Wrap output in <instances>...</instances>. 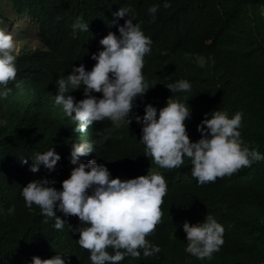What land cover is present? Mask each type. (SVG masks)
<instances>
[{
    "label": "trees",
    "instance_id": "obj_1",
    "mask_svg": "<svg viewBox=\"0 0 264 264\" xmlns=\"http://www.w3.org/2000/svg\"><path fill=\"white\" fill-rule=\"evenodd\" d=\"M4 1L16 16L37 26L41 45L15 53L12 91L0 97V264H28L33 255L49 258L56 252L70 256L69 264L93 263L71 226L80 223L77 215L57 210L66 220L57 229L55 217L43 214L38 204L29 208L22 195L23 186L37 178H54L61 188L76 166L70 161L72 143L84 140L94 142V151L80 159L95 158L113 177H136L151 167L169 181L161 221L146 236L161 251L144 256L141 249V256H125L116 264H264V159L200 184L189 157L166 168L144 153L142 122L115 126L104 119L76 132V121L55 103L56 80L72 65L83 63L90 70L97 62L92 53L105 47L100 40L110 31L119 35V24L128 18L113 12L130 6L134 22H141L152 38L143 66L150 88L139 96L144 105L159 109L170 96L188 103L191 114L185 123L193 141L203 135L198 125L205 113L220 108L231 117L240 110L243 142L264 153V0H171L170 7L163 0H0V21L9 20ZM154 3L160 5L155 20L148 11ZM77 18L89 29L74 28ZM116 19L119 24H111ZM179 79L189 80L191 90L173 93L166 86ZM106 128L112 135L101 143ZM53 146L61 154L55 170L41 165L32 171L34 153ZM11 206L13 213L7 212ZM208 212L224 226V243L211 258L200 259L186 251L183 222H202Z\"/></svg>",
    "mask_w": 264,
    "mask_h": 264
},
{
    "label": "clouds",
    "instance_id": "obj_2",
    "mask_svg": "<svg viewBox=\"0 0 264 264\" xmlns=\"http://www.w3.org/2000/svg\"><path fill=\"white\" fill-rule=\"evenodd\" d=\"M163 3L164 7L171 6V0ZM159 7V3H154L148 9L153 20ZM126 14L128 18L123 24L118 19L112 20L111 24H119V35L110 31L100 40L105 47L92 53L97 62L90 70L83 63L72 65L69 74L56 80L55 103L62 105L65 113L76 121L73 131H86L95 121L104 119L115 126L129 125L135 119L142 122L140 140L146 145L144 153L166 168L178 167L184 163L185 156L189 157L192 175L200 184L231 175L242 166L264 159V153L258 148H250L243 142L240 110L231 117L220 108L205 113L198 125L203 135L193 141L185 123L191 114L188 103L170 96L167 104L159 109L152 103L144 105L139 96L143 97L150 88L143 66L145 54L151 51L152 38L145 34L141 22H134L135 12L130 6L113 12L117 18ZM73 27L87 30L89 23L77 18ZM15 53L13 35L0 28V97H7L12 91L8 85L17 76ZM166 86L174 93L190 91L192 84L187 79H179ZM111 135V128L104 129L100 132V142ZM93 151V141L73 142L70 161L76 166L71 169V175L63 179L59 189L54 178L29 181L22 188L26 205L31 208L34 203L38 204L43 214L55 217L57 229H62L66 222L57 215V210L65 216L77 215L80 223L71 226L80 233L78 243L90 250L92 264H116L125 256L139 257L141 249L144 256L159 253L160 246L146 236L161 221V205L169 181L151 167L147 174L136 177H113L106 164L98 163L95 158L87 162L80 159ZM28 159L22 162L27 163ZM60 159L55 146L37 151L31 158L30 169L39 171L44 165L51 172ZM14 211V206L7 209L9 213ZM183 229L187 233L186 251L200 259L211 258L224 243V226L209 212L202 222L185 220ZM70 259L56 252L49 258L33 255L28 264H69Z\"/></svg>",
    "mask_w": 264,
    "mask_h": 264
},
{
    "label": "rangeland",
    "instance_id": "obj_3",
    "mask_svg": "<svg viewBox=\"0 0 264 264\" xmlns=\"http://www.w3.org/2000/svg\"><path fill=\"white\" fill-rule=\"evenodd\" d=\"M3 11L9 20L0 21V28L10 32L16 42V52L20 50H32L39 47L37 26L27 17H18L12 10V5L8 1L3 2Z\"/></svg>",
    "mask_w": 264,
    "mask_h": 264
}]
</instances>
